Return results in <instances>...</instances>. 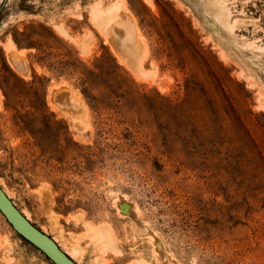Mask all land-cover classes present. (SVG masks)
<instances>
[{"label":"rangeland","instance_id":"374dc122","mask_svg":"<svg viewBox=\"0 0 264 264\" xmlns=\"http://www.w3.org/2000/svg\"><path fill=\"white\" fill-rule=\"evenodd\" d=\"M152 3L0 0V188L75 264H264V0Z\"/></svg>","mask_w":264,"mask_h":264},{"label":"water","instance_id":"95a60500","mask_svg":"<svg viewBox=\"0 0 264 264\" xmlns=\"http://www.w3.org/2000/svg\"><path fill=\"white\" fill-rule=\"evenodd\" d=\"M0 213L20 238L40 251L52 264H75L52 240L31 225L0 188Z\"/></svg>","mask_w":264,"mask_h":264},{"label":"bare ground","instance_id":"6f19581e","mask_svg":"<svg viewBox=\"0 0 264 264\" xmlns=\"http://www.w3.org/2000/svg\"><path fill=\"white\" fill-rule=\"evenodd\" d=\"M144 1V3L146 4V5H148L152 10H153V3H152V0H143ZM125 9V8H124ZM100 14V13H99ZM132 33V32H131ZM3 191V190H2ZM8 198V197H7ZM22 215V214H21ZM23 216V215H22ZM24 217V216H23ZM25 218V217H24ZM25 219H27V217L25 218ZM86 228H87V233L90 235V236H95V235H100V234H102L103 232V235L105 236V234H106V232L105 231H107L106 229H104L103 227H102V229H103V232H101L100 233V229H98L97 227H93V226H91L90 224H87L86 225ZM86 228H84L85 230H86ZM108 232V231H107ZM44 235V234H43ZM102 236V235H101ZM5 241V243H6V245H7V240H4ZM53 242V241H52ZM4 243V242H3ZM54 243V242H53ZM107 243H108V241H107ZM112 243V242H111ZM57 246V245H56ZM58 247V246H57ZM72 247H74L75 248V250L77 249L75 246H72ZM7 248V247H6ZM59 248V247H58ZM60 249V248H59ZM61 251V250H60ZM62 252V251H61ZM160 252V251H159ZM63 253V252H62ZM64 255H65V253H63ZM67 256V255H66ZM72 256V255H71ZM68 257V256H67ZM69 258V257H68ZM75 258V257H74ZM70 259V258H69ZM71 260V259H70ZM159 260V259H158ZM72 261V260H71ZM164 262V261H163ZM140 263V262H139Z\"/></svg>","mask_w":264,"mask_h":264}]
</instances>
